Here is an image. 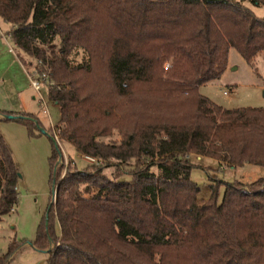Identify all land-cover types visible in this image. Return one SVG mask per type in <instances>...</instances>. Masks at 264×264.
<instances>
[{
  "label": "trees",
  "instance_id": "trees-1",
  "mask_svg": "<svg viewBox=\"0 0 264 264\" xmlns=\"http://www.w3.org/2000/svg\"><path fill=\"white\" fill-rule=\"evenodd\" d=\"M242 1L0 0L16 58L48 74L61 139L117 164L109 176L93 164L58 179L55 147L54 200L33 243L46 264H264V177L223 183L220 203L216 183L199 200L188 159L264 168V109H223L199 93L220 80L231 48L249 65L264 54V19ZM75 50L86 64L70 65ZM1 120L22 122L31 137L39 127ZM18 179L0 134V221L18 202Z\"/></svg>",
  "mask_w": 264,
  "mask_h": 264
},
{
  "label": "rangeland",
  "instance_id": "rangeland-1",
  "mask_svg": "<svg viewBox=\"0 0 264 264\" xmlns=\"http://www.w3.org/2000/svg\"><path fill=\"white\" fill-rule=\"evenodd\" d=\"M243 5L250 9L260 19H264V6L256 5L249 1H242ZM2 23V24H1ZM0 21L1 54L8 53L10 47L14 49L11 38L7 37V29L3 28ZM9 26L10 24H5ZM4 25V27H6ZM10 46V47H9ZM10 57L15 52L9 54ZM87 55L82 50H75L69 57L71 66L86 64ZM228 70L220 80L202 86L199 93L208 98L215 105L223 109L236 108H262L264 109V54H258L252 65L247 64L235 49L231 48L228 58ZM8 68V69H7ZM1 69L0 90H14L21 87L23 90L22 101L25 104L24 112L30 114L26 119H33L43 126L46 133L52 126H57L60 120L59 107L49 101L47 87L42 86L40 93L35 92L30 86L28 76L22 71H13L7 67ZM14 69V68H13ZM21 97V96H20ZM34 98V99H33ZM42 98L45 107L39 103ZM16 99L7 104L15 107ZM2 105H0L1 108ZM17 110V108L13 109ZM19 110V109H18ZM34 136L22 122L0 121V134L8 145L13 162L18 170L17 182L18 202L13 211L4 216L0 221V256L7 253L9 247L16 244L17 249L10 257L9 264H46L48 255L43 250L37 249L35 241L38 228L53 200L52 171L49 159L53 150L56 151L52 139L44 135L38 129L33 131ZM113 141L118 142L119 137L114 135ZM104 141H108L105 139ZM59 153L54 161V170L60 179L69 168L83 170L87 165H108L105 173L109 176L115 171L116 162L100 161L88 162L85 157L79 155L68 142L59 139ZM194 168L190 172V179L200 189L199 200H207L210 196V187L216 183L219 185L217 202L220 203L224 194L223 183L240 181L249 185L259 178L264 177V168L245 165L231 170L225 163L219 164L217 160L209 157L189 156ZM221 165V167H220ZM121 173L126 174L127 168L119 166ZM123 180L129 181L130 177L123 175ZM55 233H59L58 225H55Z\"/></svg>",
  "mask_w": 264,
  "mask_h": 264
},
{
  "label": "crops",
  "instance_id": "crops-1",
  "mask_svg": "<svg viewBox=\"0 0 264 264\" xmlns=\"http://www.w3.org/2000/svg\"><path fill=\"white\" fill-rule=\"evenodd\" d=\"M0 21L1 22H3V24L5 25V24H7V23H5L3 20H1L0 19ZM2 24V23H1ZM4 25H2L3 26V28H5V29H7V34H8V36L7 37H9L10 38V34H11V31H12V26L11 25H9V26H7V25H5L6 27H4ZM1 29V28H0ZM0 44H1V42H0ZM13 46H14V44H13ZM0 47H1V45H0ZM10 47V46H9ZM10 49H13V48H11L10 47ZM10 49H9V51H8V53H6V52H3L2 54H1V51H0V70L1 69H3L4 70V68H7V67H9L12 71H13V77H14V80H15V78H16V75H15V71H17V72H21V74H23L22 73V71L25 73V75L27 76V72L25 71V69H24V67L22 66V64L19 62V60L16 58V57H10V55L9 54H11V52H10ZM13 51H14V49H13ZM229 66V65H228ZM227 66V67H228ZM14 68V69H13ZM8 69V68H7ZM228 70V68L226 69V71ZM226 71L224 72V73H226ZM2 73V71H0V74ZM211 83H213V82H211ZM210 83V84H211ZM206 85H208V84H206ZM203 86H205V85H203ZM202 87V86H201ZM200 87V88H201ZM199 88V89H200ZM22 88L21 87H15L14 88V90H11L10 89V91H8V90H4V92H3V90L1 89L0 90V105H2L1 106V108H0V120L3 118V113H10L11 115H13V116H15V117H28L30 114H26L25 112H24V107H25V104H24V102L22 101L24 98L22 97V94H23V92H22ZM21 96V97H20ZM12 99H16V104H12V105H16L15 107H13V106H9L8 104H7V102L9 101V102H11L12 101ZM34 99V98H33ZM15 108H17V110H13V109H15ZM19 109V110H18ZM30 117V116H29ZM39 124V123H38ZM39 128L41 129V130H43V131H45V129L43 128V126L41 125V124H39ZM46 132V131H45ZM13 211V210H12ZM45 252V251H44ZM46 253V252H45Z\"/></svg>",
  "mask_w": 264,
  "mask_h": 264
},
{
  "label": "built area",
  "instance_id": "built-area-1",
  "mask_svg": "<svg viewBox=\"0 0 264 264\" xmlns=\"http://www.w3.org/2000/svg\"><path fill=\"white\" fill-rule=\"evenodd\" d=\"M10 52L13 53L14 52L13 49H10ZM40 67H41V62L38 63V68L39 69H33V70H31L30 73H27V76H28V78L30 80V86L37 93H40V90H41L42 86L48 87V85L50 84L49 80H48V74L46 72L42 71L40 69ZM39 103L43 107L46 106L45 102H44V100L42 98L39 99ZM60 134H61V129L58 126H52L51 127V131H49V133H46V135H48L52 139V141H53L58 153H59L58 146H59ZM60 157H61V154H60ZM85 159L88 162L98 163V161L96 159H92V158H89V157H85ZM65 171H66V167H65ZM53 200H54V196H53Z\"/></svg>",
  "mask_w": 264,
  "mask_h": 264
},
{
  "label": "water",
  "instance_id": "water-1",
  "mask_svg": "<svg viewBox=\"0 0 264 264\" xmlns=\"http://www.w3.org/2000/svg\"><path fill=\"white\" fill-rule=\"evenodd\" d=\"M3 117H5V118H7V119H9V120H12V119H14V118H22V117H15V116H13V115H8V116H3ZM39 130H40V132L42 133V134H44V135H46V132L45 131H43V130H41L40 128H39ZM54 189H53V196L55 195V183H54V187H53Z\"/></svg>",
  "mask_w": 264,
  "mask_h": 264
}]
</instances>
